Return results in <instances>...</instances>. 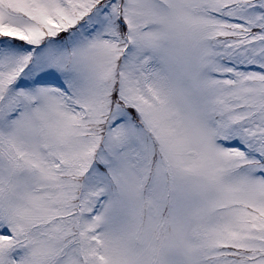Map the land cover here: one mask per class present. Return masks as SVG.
Here are the masks:
<instances>
[{
	"label": "snow or ice",
	"instance_id": "obj_1",
	"mask_svg": "<svg viewBox=\"0 0 264 264\" xmlns=\"http://www.w3.org/2000/svg\"><path fill=\"white\" fill-rule=\"evenodd\" d=\"M0 264H264V0H0Z\"/></svg>",
	"mask_w": 264,
	"mask_h": 264
}]
</instances>
